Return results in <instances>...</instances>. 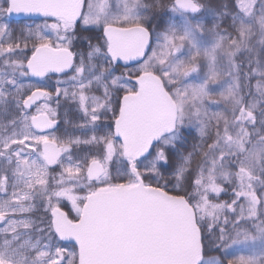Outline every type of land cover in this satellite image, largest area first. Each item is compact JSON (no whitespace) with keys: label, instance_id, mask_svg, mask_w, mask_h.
<instances>
[{"label":"snow or ice","instance_id":"1","mask_svg":"<svg viewBox=\"0 0 264 264\" xmlns=\"http://www.w3.org/2000/svg\"><path fill=\"white\" fill-rule=\"evenodd\" d=\"M0 264H264V0H0Z\"/></svg>","mask_w":264,"mask_h":264},{"label":"flooded vegetation","instance_id":"2","mask_svg":"<svg viewBox=\"0 0 264 264\" xmlns=\"http://www.w3.org/2000/svg\"><path fill=\"white\" fill-rule=\"evenodd\" d=\"M35 22H39V20H35ZM15 23H18V27L21 25V24H31L33 23V20H20V21H15Z\"/></svg>","mask_w":264,"mask_h":264},{"label":"water","instance_id":"3","mask_svg":"<svg viewBox=\"0 0 264 264\" xmlns=\"http://www.w3.org/2000/svg\"><path fill=\"white\" fill-rule=\"evenodd\" d=\"M13 20L14 21H20V20H38L37 18H33V19H27V18H24V17H13Z\"/></svg>","mask_w":264,"mask_h":264},{"label":"trees","instance_id":"4","mask_svg":"<svg viewBox=\"0 0 264 264\" xmlns=\"http://www.w3.org/2000/svg\"><path fill=\"white\" fill-rule=\"evenodd\" d=\"M18 25H19L18 23H14L13 24L14 27H18Z\"/></svg>","mask_w":264,"mask_h":264}]
</instances>
